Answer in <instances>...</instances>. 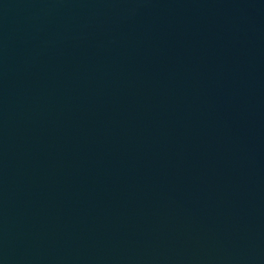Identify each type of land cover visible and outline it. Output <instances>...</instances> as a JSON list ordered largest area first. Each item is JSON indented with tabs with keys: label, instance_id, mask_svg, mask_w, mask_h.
Listing matches in <instances>:
<instances>
[{
	"label": "water",
	"instance_id": "obj_1",
	"mask_svg": "<svg viewBox=\"0 0 264 264\" xmlns=\"http://www.w3.org/2000/svg\"><path fill=\"white\" fill-rule=\"evenodd\" d=\"M0 264H264V0H0Z\"/></svg>",
	"mask_w": 264,
	"mask_h": 264
}]
</instances>
